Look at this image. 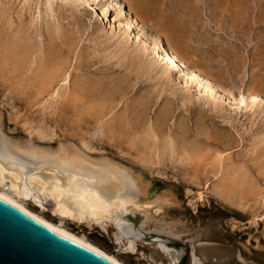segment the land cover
I'll return each instance as SVG.
<instances>
[{
	"label": "rangeland",
	"instance_id": "rangeland-1",
	"mask_svg": "<svg viewBox=\"0 0 264 264\" xmlns=\"http://www.w3.org/2000/svg\"><path fill=\"white\" fill-rule=\"evenodd\" d=\"M44 1L0 0V132L52 150L72 143L141 178L147 196L168 194L175 203L142 227L173 233L166 247L176 257L142 240L126 248L110 223L64 226L126 264H264V103L250 96L264 95V0H50L49 11ZM142 7H150L145 17ZM119 9L140 14L144 36L123 27ZM155 37L199 77L213 78L220 105L209 103L208 83L199 91L163 72L147 49ZM13 40L32 50L29 59L20 49L17 56ZM42 75L55 76L49 90L39 88ZM89 85L98 92L90 95ZM27 206L58 222L50 204Z\"/></svg>",
	"mask_w": 264,
	"mask_h": 264
},
{
	"label": "bare ground",
	"instance_id": "bare-ground-1",
	"mask_svg": "<svg viewBox=\"0 0 264 264\" xmlns=\"http://www.w3.org/2000/svg\"><path fill=\"white\" fill-rule=\"evenodd\" d=\"M80 1L95 2V0ZM51 4L52 1L50 0L44 1V5L46 6L44 8H46V11H49L51 9ZM111 4H114L116 6V2H114V0L110 1L109 5ZM106 9L107 8L105 7L100 9L101 14H103L105 17L107 11ZM149 9L150 7H142L140 9V14L145 17V15L149 14ZM119 10L124 13L125 16L122 23L123 27H125L129 31L135 30L137 33L136 40L137 37L144 36V32L139 21L141 19L140 14L137 18L134 17L132 13L129 12V10L128 12L124 11V9ZM115 16H119L118 10H116ZM109 26H111V24H109ZM123 33L126 36L130 35L128 34V32L123 31ZM13 41L15 44L16 41ZM17 43H19V41H17ZM17 43L16 49L18 48L19 53L17 54V56H19V58L22 56L20 58L22 59L23 56L26 55V57L24 58L29 59V54L32 53L30 52L32 50L29 51V48L27 49L28 51H25L22 48L20 49L19 45L23 47V43L18 45ZM13 48H15V46ZM172 48L173 47H170L160 37H155L153 42L149 43L147 49L152 51V53H155V56L157 54V62L162 65L163 72H175V79L179 80L181 78V82L185 87L190 88V81L193 80L197 82L196 86L198 87V90L201 91V82L208 83V86H202L203 92L209 94V103H211V105H220L219 100H221L223 96L222 94L218 93L217 89L215 88V86L217 85L214 84L216 82L213 83V78L211 81L210 76L209 79L206 74L203 77H199L200 75L198 76L195 70L192 69V67L188 68L187 66H185V63L180 59L179 55L175 53ZM19 49L22 51H20L21 56ZM13 51L15 53L17 50L15 51V49H13ZM27 55L29 57H27ZM19 60L16 59L18 63H21L19 62ZM25 61H27V59H25L24 62ZM22 64L24 63L22 62ZM52 77L46 75L41 79L39 78L40 81L38 82V85L40 90H49L51 88L50 85L54 81ZM69 77L70 75L68 72L63 73L60 81V86L67 85L69 83ZM53 78H55V76ZM33 80L34 79H31V81ZM51 80L52 82L50 83L49 81ZM78 83L72 84L75 87H77L76 85L80 87L81 85H79ZM89 86L91 87V89L85 86V88L87 87L89 89L88 93L90 92V90L92 91V88H94L95 85L94 87L93 85ZM97 87L95 89H97ZM80 88H78L79 91H75L76 89L73 90L72 94L82 91L80 90ZM85 88H83V91ZM95 89L93 90L94 93L98 92V90L96 91ZM53 90V92L51 93L52 96L57 94V92L59 91L58 89ZM253 90L251 89V91ZM70 91L71 90L69 88V93H71ZM69 93L68 96L72 97V95H69ZM92 93L90 92V95ZM227 95L232 99V94L230 92H227ZM250 96L255 101L264 103V95L260 93L259 90L253 91ZM100 100H103V97H100ZM241 101L242 99H239L238 103H240ZM102 102L104 101H101L100 104ZM97 107L100 108V105H98ZM103 107V104H101V108L104 110ZM110 107H112V105ZM111 109H109V111ZM101 112L104 111H100V114ZM100 114L98 116L101 118ZM102 116H105V113L104 115L102 114ZM105 117H107V114ZM105 117L104 120L106 119ZM112 122L113 123H108L106 121V124L108 123V126L111 128V126L115 125L116 123L115 121ZM118 122L119 125L122 123L120 118ZM111 129L114 130L113 128ZM111 129H109L108 131H111ZM1 134L2 132H0V137ZM2 136L4 137L3 139L5 141L2 140L3 142L1 150L7 149L8 154L6 155L2 151H0V154L4 155L3 157L0 156V197L13 203L40 222L76 239L77 241L88 247L90 250L105 257L114 264L126 263L122 262V260L117 259L113 255L108 254L103 249L87 240V238H85L82 234L77 235L68 230L64 226V223L66 221H74L77 223L85 222L88 225L95 223L102 228L106 224L110 223L116 229V235L118 236V239L121 240L122 238H124L126 240V248L133 250L135 248V243L138 240L146 241L149 243H156L162 250L170 255L171 259H175L176 255L174 251L168 250L166 247V241L171 239L173 233L170 232L172 236L167 234V236L164 238L160 234L161 231L152 232L145 230L142 227L145 224V220L150 218V213L157 214L164 207L170 206L175 203V200L168 194L156 195L148 190L150 195L147 196V185L141 183V178H139L138 176H133L129 172V170L110 159H96L88 156L89 154L86 155L72 143H68L65 145L61 144L56 150H52L48 147L35 146L33 143L24 144L21 142L10 141L9 137L6 136V134H2ZM0 139H2V137ZM227 178L228 177L224 179L227 180ZM226 180L225 182H221L226 183ZM224 185L223 188L226 190V185ZM233 187L231 189H233ZM28 201L36 204L38 210H43L44 208H46L47 204H50L52 207L50 212L52 215L58 218V222L54 223L51 221L54 217L49 220L37 211H33L32 209H30L27 206ZM137 203L147 205H144V207H139L138 205H136ZM128 205L131 206L128 207ZM261 218L262 220H264V214Z\"/></svg>",
	"mask_w": 264,
	"mask_h": 264
},
{
	"label": "water",
	"instance_id": "water-1",
	"mask_svg": "<svg viewBox=\"0 0 264 264\" xmlns=\"http://www.w3.org/2000/svg\"><path fill=\"white\" fill-rule=\"evenodd\" d=\"M0 264H114L0 197Z\"/></svg>",
	"mask_w": 264,
	"mask_h": 264
}]
</instances>
